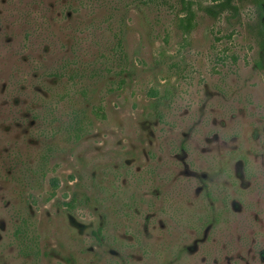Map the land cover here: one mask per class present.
Returning a JSON list of instances; mask_svg holds the SVG:
<instances>
[{"label": "rangeland", "instance_id": "obj_1", "mask_svg": "<svg viewBox=\"0 0 264 264\" xmlns=\"http://www.w3.org/2000/svg\"><path fill=\"white\" fill-rule=\"evenodd\" d=\"M218 2L178 51L180 0H0V264H264V0Z\"/></svg>", "mask_w": 264, "mask_h": 264}, {"label": "trees", "instance_id": "obj_2", "mask_svg": "<svg viewBox=\"0 0 264 264\" xmlns=\"http://www.w3.org/2000/svg\"><path fill=\"white\" fill-rule=\"evenodd\" d=\"M217 6H208V8H205L207 13L212 14L213 16L218 15L220 12H223L224 10L228 9L229 7H235L232 6V0H218ZM202 0H180V13L177 14V26L181 30L182 33V41L180 42L178 51H181V49H185L186 46H189L191 43V37L193 31L198 26V16H197V8L198 5L201 4ZM264 4V3H263ZM236 9V7H235ZM237 10V9H236ZM261 35L263 36L264 40V25L262 29L260 30ZM262 51L264 52V41L262 42ZM260 66L263 67V63L260 62ZM170 96V90H168L165 94V98ZM76 199L73 198L69 202H65V204L73 208L76 205ZM101 231V230H100Z\"/></svg>", "mask_w": 264, "mask_h": 264}]
</instances>
